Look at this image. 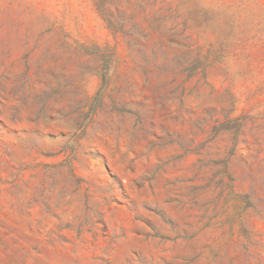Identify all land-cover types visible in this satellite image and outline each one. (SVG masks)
Masks as SVG:
<instances>
[{
    "label": "rangeland",
    "instance_id": "obj_1",
    "mask_svg": "<svg viewBox=\"0 0 264 264\" xmlns=\"http://www.w3.org/2000/svg\"><path fill=\"white\" fill-rule=\"evenodd\" d=\"M0 264H264V0H0Z\"/></svg>",
    "mask_w": 264,
    "mask_h": 264
}]
</instances>
